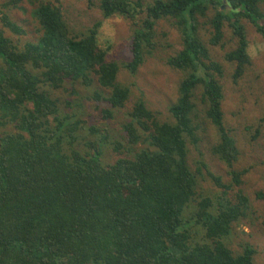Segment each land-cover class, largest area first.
Instances as JSON below:
<instances>
[{
    "label": "trees",
    "instance_id": "trees-1",
    "mask_svg": "<svg viewBox=\"0 0 264 264\" xmlns=\"http://www.w3.org/2000/svg\"><path fill=\"white\" fill-rule=\"evenodd\" d=\"M89 1L106 18L131 21L132 58L124 66L132 75L156 48L158 23L170 20L179 28L183 48L167 59L182 75L171 120L138 99L120 139L102 132L81 144L83 121L76 110L62 109L57 93L97 83L108 94L95 89L93 97L109 103L104 116L110 118L131 90L98 41L99 23L73 33L59 4L31 0L37 42L19 47L0 28V264H255L252 243L242 239L239 252L230 245L255 214L240 188L247 172L236 168L241 151L224 120L226 70L210 46L225 48L224 29L231 30L234 46L224 59L233 65L234 81L241 79L251 62L244 20L264 36V0ZM13 8H22L21 1L0 3V21L24 34ZM205 18L208 40L200 31ZM209 122L218 133L212 152L231 176L225 184L208 171L225 189L212 195L199 191L188 146L200 142Z\"/></svg>",
    "mask_w": 264,
    "mask_h": 264
},
{
    "label": "rangeland",
    "instance_id": "rangeland-1",
    "mask_svg": "<svg viewBox=\"0 0 264 264\" xmlns=\"http://www.w3.org/2000/svg\"><path fill=\"white\" fill-rule=\"evenodd\" d=\"M7 0H0V3ZM22 8L10 10L12 19L24 30V34H17L5 28L0 21V28L4 29L5 35L11 37L19 47L26 42H37L40 32L37 22L32 16L31 0H20ZM36 1L37 0H32ZM44 1V0H43ZM59 4L63 10L64 20L70 31L83 33L87 29L99 23L98 41L107 49V59L116 61L121 65L118 80L131 90V96L124 108L112 109L113 116L106 118L104 110L110 108L105 99L97 100L93 97L95 89L103 92L108 91L98 87L86 88L78 86L76 92L70 91V86L64 87L57 93L61 97V107L64 111H77L83 121L82 134L79 136L80 143L86 146L87 138L101 134L112 135V139H120L122 127L128 118V112L138 99H144L151 110L159 112L162 120H171L170 105L178 97V88L181 81V73L167 63L170 56H174L183 48L181 31L170 20H161L157 25L156 48L148 54L144 63L136 75L130 74L124 64L131 60L129 50L132 23L121 15L104 17L97 3L89 0H48ZM154 0H147L152 3ZM208 19H201V33L205 40L209 39L208 30L211 29ZM247 38L249 41L248 54L250 64L246 74L238 81H234L233 65L224 59L227 51L233 48L234 39L231 30L225 27V48L210 46L213 56L225 67V75L222 79L224 85V100L222 110L224 120L228 127L233 130L241 151L240 159L236 168L247 170L243 176L240 188L249 197L253 212L254 224L250 220H244L237 229V236L231 240V248L241 251L239 242L244 239L253 244L256 249L255 264H264V197L258 193H264V36L249 21L244 20ZM79 85V84H78ZM204 123V121L201 120ZM99 129L98 133H92L90 127ZM205 129L200 132V142L197 145L188 143L189 163L197 173L199 191L207 194L222 193L225 189L215 184L209 176L221 177L225 184H231V176L228 167L212 152L213 146L218 141V133L213 123H205ZM89 143V142H88ZM111 159V153L107 152ZM118 155L113 154V159ZM201 168V173L198 170ZM239 187L230 189L229 196H234Z\"/></svg>",
    "mask_w": 264,
    "mask_h": 264
}]
</instances>
